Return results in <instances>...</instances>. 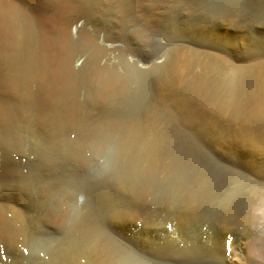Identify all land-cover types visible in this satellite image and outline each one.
Here are the masks:
<instances>
[{
	"label": "rangeland",
	"instance_id": "374dc122",
	"mask_svg": "<svg viewBox=\"0 0 264 264\" xmlns=\"http://www.w3.org/2000/svg\"><path fill=\"white\" fill-rule=\"evenodd\" d=\"M99 3L69 30L72 94L4 95L0 264H175L183 187L264 177V0Z\"/></svg>",
	"mask_w": 264,
	"mask_h": 264
},
{
	"label": "bare ground",
	"instance_id": "6f19581e",
	"mask_svg": "<svg viewBox=\"0 0 264 264\" xmlns=\"http://www.w3.org/2000/svg\"><path fill=\"white\" fill-rule=\"evenodd\" d=\"M99 1L114 0H0V119L10 116L7 93L29 98L37 89L35 98L45 104L40 114L61 102L65 92L72 94L75 55L69 30L78 13L95 18ZM91 45L95 34H86L83 46ZM184 62L182 56L175 59L159 89L176 94L180 82L182 87L189 81ZM89 77L103 84L104 93L118 84L102 71L93 70ZM175 213V264H264V177L199 180L182 188ZM206 222L208 227H202Z\"/></svg>",
	"mask_w": 264,
	"mask_h": 264
},
{
	"label": "snow or ice",
	"instance_id": "6c2138e0",
	"mask_svg": "<svg viewBox=\"0 0 264 264\" xmlns=\"http://www.w3.org/2000/svg\"><path fill=\"white\" fill-rule=\"evenodd\" d=\"M25 251H27V249H25Z\"/></svg>",
	"mask_w": 264,
	"mask_h": 264
}]
</instances>
